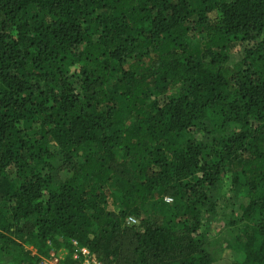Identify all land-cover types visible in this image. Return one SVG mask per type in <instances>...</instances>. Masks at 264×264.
<instances>
[{
	"label": "trees",
	"instance_id": "1",
	"mask_svg": "<svg viewBox=\"0 0 264 264\" xmlns=\"http://www.w3.org/2000/svg\"><path fill=\"white\" fill-rule=\"evenodd\" d=\"M73 242L264 264V0H0V264Z\"/></svg>",
	"mask_w": 264,
	"mask_h": 264
},
{
	"label": "rangeland",
	"instance_id": "2",
	"mask_svg": "<svg viewBox=\"0 0 264 264\" xmlns=\"http://www.w3.org/2000/svg\"><path fill=\"white\" fill-rule=\"evenodd\" d=\"M227 189V185H225V190ZM232 211L230 208H225L222 210H219L215 216H213L212 224L210 233L211 236H215V233H220L221 231L230 230V228H227V224L230 222V220L235 219L237 210L233 209ZM137 222V221H136ZM204 223V222H203ZM202 230L204 231L206 229V225L204 223V226L202 225ZM73 249L69 252L67 250H59L56 254L63 258L65 263H70V257L72 256ZM225 257L227 258L228 255L226 254ZM226 258L217 259L213 264H229L228 260ZM102 263V262H100ZM104 264V263H102Z\"/></svg>",
	"mask_w": 264,
	"mask_h": 264
},
{
	"label": "built area",
	"instance_id": "3",
	"mask_svg": "<svg viewBox=\"0 0 264 264\" xmlns=\"http://www.w3.org/2000/svg\"><path fill=\"white\" fill-rule=\"evenodd\" d=\"M166 202H171L170 198H165ZM127 225L136 224V220L133 217H128L125 220ZM73 253L70 257V263L67 264H102L93 255L89 253L86 248L78 247L75 242L72 243ZM45 264H66L64 259L59 257L56 253H51L44 259Z\"/></svg>",
	"mask_w": 264,
	"mask_h": 264
}]
</instances>
